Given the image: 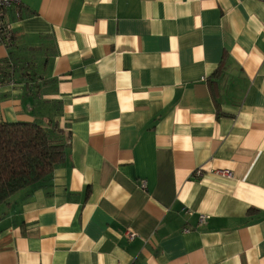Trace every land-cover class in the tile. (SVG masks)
<instances>
[{"label":"crops","instance_id":"0c3cea01","mask_svg":"<svg viewBox=\"0 0 264 264\" xmlns=\"http://www.w3.org/2000/svg\"><path fill=\"white\" fill-rule=\"evenodd\" d=\"M6 17L0 121L45 124L53 102L65 147L0 207V264H264V0H20Z\"/></svg>","mask_w":264,"mask_h":264},{"label":"trees","instance_id":"16d2710c","mask_svg":"<svg viewBox=\"0 0 264 264\" xmlns=\"http://www.w3.org/2000/svg\"><path fill=\"white\" fill-rule=\"evenodd\" d=\"M6 62L0 61V82L10 74ZM43 105L40 103L41 108ZM46 109L48 112L49 107ZM49 114L52 117L45 124L0 121V207L49 178L63 161L62 130Z\"/></svg>","mask_w":264,"mask_h":264},{"label":"built area","instance_id":"2783aa9c","mask_svg":"<svg viewBox=\"0 0 264 264\" xmlns=\"http://www.w3.org/2000/svg\"><path fill=\"white\" fill-rule=\"evenodd\" d=\"M20 4V0H0V45L5 47L10 46L13 42V34H12V24L8 21L6 17V11L13 7L18 6ZM224 174L226 176H230V172L228 170H224ZM141 187L144 188L146 186L145 180L141 181ZM207 215L200 214L198 217V226H203L206 223ZM190 228L184 229L188 231ZM135 234L133 232H127L128 238H133Z\"/></svg>","mask_w":264,"mask_h":264},{"label":"rangeland","instance_id":"374dc122","mask_svg":"<svg viewBox=\"0 0 264 264\" xmlns=\"http://www.w3.org/2000/svg\"><path fill=\"white\" fill-rule=\"evenodd\" d=\"M0 47L3 49V46L2 45H0ZM35 81H37V80H35ZM39 93L42 94L43 93L42 90H39ZM38 100H39V97H38ZM40 102L44 104L43 105V108H41L42 106L40 107V105H38V107H36V111H38V113L47 112V109L46 108L49 107V110L47 112V115L49 117H52V115H50L49 113H53V115H54V113L56 111V107H55L54 103L53 102H49V101L48 102L40 101Z\"/></svg>","mask_w":264,"mask_h":264}]
</instances>
